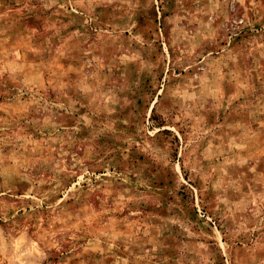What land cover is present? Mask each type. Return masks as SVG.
Listing matches in <instances>:
<instances>
[{
    "label": "rangeland",
    "instance_id": "rangeland-1",
    "mask_svg": "<svg viewBox=\"0 0 264 264\" xmlns=\"http://www.w3.org/2000/svg\"><path fill=\"white\" fill-rule=\"evenodd\" d=\"M0 264H264V0H0Z\"/></svg>",
    "mask_w": 264,
    "mask_h": 264
}]
</instances>
